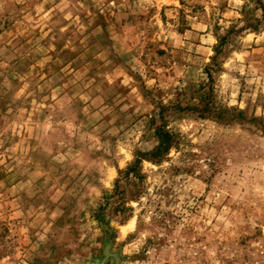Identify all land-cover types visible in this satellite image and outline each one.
<instances>
[{
	"label": "rangeland",
	"instance_id": "rangeland-1",
	"mask_svg": "<svg viewBox=\"0 0 264 264\" xmlns=\"http://www.w3.org/2000/svg\"><path fill=\"white\" fill-rule=\"evenodd\" d=\"M0 264H264V0H0Z\"/></svg>",
	"mask_w": 264,
	"mask_h": 264
},
{
	"label": "trees",
	"instance_id": "trees-1",
	"mask_svg": "<svg viewBox=\"0 0 264 264\" xmlns=\"http://www.w3.org/2000/svg\"><path fill=\"white\" fill-rule=\"evenodd\" d=\"M156 136L159 139V143L157 147L155 148L154 152L150 154V161H160L163 157H165L170 148H171V141H172V136L168 131L165 130H158L156 132ZM146 155L141 156L137 159H135L134 163L123 173L124 178L128 181L130 179V176H133L136 179H140V165L141 162L145 159Z\"/></svg>",
	"mask_w": 264,
	"mask_h": 264
}]
</instances>
